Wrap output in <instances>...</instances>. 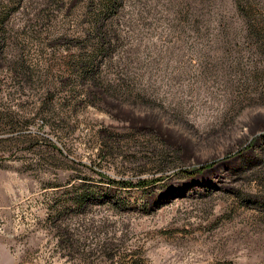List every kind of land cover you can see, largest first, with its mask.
Here are the masks:
<instances>
[{
	"label": "rangeland",
	"instance_id": "1",
	"mask_svg": "<svg viewBox=\"0 0 264 264\" xmlns=\"http://www.w3.org/2000/svg\"><path fill=\"white\" fill-rule=\"evenodd\" d=\"M0 264H264V0H0Z\"/></svg>",
	"mask_w": 264,
	"mask_h": 264
},
{
	"label": "trees",
	"instance_id": "2",
	"mask_svg": "<svg viewBox=\"0 0 264 264\" xmlns=\"http://www.w3.org/2000/svg\"><path fill=\"white\" fill-rule=\"evenodd\" d=\"M89 65H91V64H88V65H86L85 66V64H82V67L83 66H85V67H83V68H90V66ZM93 66H94V64H93ZM158 180H160V179H158ZM151 182H153V180H149V179H140L137 183H132L131 181H125V183L123 184V186L125 187V186H148Z\"/></svg>",
	"mask_w": 264,
	"mask_h": 264
}]
</instances>
